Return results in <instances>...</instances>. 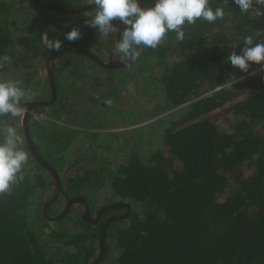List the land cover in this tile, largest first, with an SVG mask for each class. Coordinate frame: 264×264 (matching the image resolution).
<instances>
[{
    "label": "trees",
    "instance_id": "16d2710c",
    "mask_svg": "<svg viewBox=\"0 0 264 264\" xmlns=\"http://www.w3.org/2000/svg\"><path fill=\"white\" fill-rule=\"evenodd\" d=\"M11 1L0 0V71L33 68L34 75L37 65L23 62L48 58L52 39L61 33V26L52 21L58 29L54 33L44 32L43 26L18 36L21 49L9 51L3 40L11 34L9 25L15 24L10 18ZM146 1L154 6L150 12L165 11L170 19L162 37L152 40L148 47L141 45L143 24L137 13H125L128 5L124 1L107 0L120 13L123 27H138L140 36L130 44L137 56L158 59L153 74L162 86V99L134 92L137 97L132 103L142 105L140 115L120 122L131 125L154 117L128 129L121 142L124 130L105 131L109 142L105 150L109 152L102 159L96 150L102 132H90L89 140L79 142L81 147L71 154L70 163L89 150L83 159L88 162L70 171L68 194L88 199L90 189L99 188L109 174L123 144L126 155L107 179V202L125 201L133 210L110 225L107 252L100 264H264V69L250 74L264 62V0ZM98 9L112 14L105 8L94 10ZM147 9L144 4L140 11L146 13ZM71 51L77 52L61 49L55 56L57 99L66 87L61 71L65 75L69 68L68 75H79L76 80L82 84L77 86L76 82L69 100H59L54 106L65 121L79 124L85 115L81 110L84 102L91 109H101L110 99L109 105L115 98L123 102L124 93H129L123 90L121 98V87H103L105 80L113 81V73L124 69L102 67L105 74L92 77L96 72L86 73L81 62L74 63L73 58L57 60L60 52L66 55ZM145 60L139 65L141 69ZM29 75L26 82L32 80ZM242 76L241 81L225 85ZM45 77L48 93L47 73ZM158 102L162 105L156 108L157 113H147ZM18 115L0 103V264H88L97 254L98 230L110 213L94 226L71 212L53 221L45 217L40 206L52 179L30 155ZM115 124L121 125L110 120L106 126ZM94 125L102 128V124ZM28 126L33 139V130L53 129L54 124L31 120L30 115ZM53 135L58 137L51 131ZM33 142L53 166L63 164L65 155L53 162L51 155ZM88 164L94 166L90 169ZM32 165L49 180L32 173ZM60 199L63 196L51 208L53 212Z\"/></svg>",
    "mask_w": 264,
    "mask_h": 264
},
{
    "label": "rangeland",
    "instance_id": "374dc122",
    "mask_svg": "<svg viewBox=\"0 0 264 264\" xmlns=\"http://www.w3.org/2000/svg\"><path fill=\"white\" fill-rule=\"evenodd\" d=\"M40 2L48 3L52 7V10L46 9L42 6H37L33 0H12L13 8H11L10 11V18L12 21H15V24L9 25L10 32L5 40H3L4 45L6 46L7 50H20L22 46H20L19 41L17 40L18 36L21 35H27L31 33L32 31H36V29L40 27H45L44 32H52L58 31V29L52 25V21L57 22L61 26V33L55 38L52 39L53 46L56 43L64 41L66 38L65 36H70V40H74L76 42H79L83 46L87 48L88 51L91 53L97 55L100 57L103 61H106V55L108 53V47L112 41L113 35L116 31V21L114 20L115 16L109 14L107 11H104L103 9L93 10H83L81 12H74V13H63L62 11H58L54 7L59 8H74L80 5L93 3L95 0H38ZM117 0H115L116 2ZM124 1V3H127L128 7L125 10V13L132 14L137 13L139 19L141 20L142 25V42L141 45H146L145 47L151 46L152 40L158 39V37H162V35L165 33L168 27L169 17L167 16V13L165 11L159 12H150L149 10H153L154 6H151L148 1L146 0H119ZM126 1V2H125ZM147 4L148 9L146 13H143L140 11L141 7ZM130 5V6H129ZM141 12V13H140ZM127 17V16H126ZM126 21V20H125ZM35 25V27H33ZM141 27V26H140ZM138 27H135V29H131L129 27H123L121 31V37L120 41L116 47V53L117 55L124 58L126 63L124 65H121V69H124L123 72L120 70H117V72L113 73L114 78L113 81L111 80H105V84L103 85L104 88H107V86H114L121 87L120 94H118L119 97H123L122 91H128L129 94L124 93L126 96L124 98V101H120L118 98L114 99V102H112L111 105V99L108 101V105L97 109H91L90 105L87 102H84L81 106V110H85V115L83 118V123L79 124H73L70 122L65 121L63 118H61L63 115L60 113V111L57 110L56 106H54L55 102L59 103V100H69L70 91L75 86V83L77 82V86L81 85L82 82L79 80H76V77H79V75H74L73 73L71 75L69 74V68H66L65 75H61L60 77L64 82L65 91L62 90V95H58V99L50 104L49 107L45 110L40 111H32L31 113V120H41L44 121L47 124H54L53 129L46 128V129H38L33 130L32 136L33 141L36 142V144L39 146V148L42 150L44 154H50L53 162L58 161L60 159L61 154L65 155L66 159L64 158V162L62 165H58L57 162V168L60 170V176L64 174L66 169L78 162L80 164L87 163L88 160H83L89 155V150H87L84 154L83 158L78 159L76 162H71L72 155L76 154L77 148L81 147V144L79 143L82 140H89L91 138L90 132L92 133H99L102 132V135L100 138L98 137V142L96 144V150H99L100 153V159L105 157L109 151H106L105 148L106 145L109 143L107 140V137L105 136L104 132L110 129L115 130H124L122 135L119 137V142L123 141L124 137L128 135L127 130L132 129L138 126H142L146 124L147 122L151 121L154 116H151L150 119L147 120H141V122H137L135 124L131 125H125L122 124L120 121L122 119L128 120L130 118H134L135 116L140 115L141 104L140 106L132 103V99L134 100L137 96L133 94L134 92H140L144 93L149 97H152L156 99L157 101L159 99H162L163 93H162V86L160 82H156L157 78L153 74V72L156 70V65L158 63V59L154 57H148L146 60L143 58V55L140 54L137 56L136 51H134L133 47H131V42L133 40H136L139 38V33L136 32V29ZM45 36H48V33L44 34ZM67 40V39H66ZM145 47H143V50H145ZM42 50V49H41ZM51 52V51H50ZM63 52H60V55L58 57V61H60L63 57H70L73 58V61H79L84 66L86 73L93 74V72H96L92 77H96L97 74H105L103 72L102 67L99 65L92 63L88 61L85 58L84 54H79L77 52H69L65 56L62 54ZM32 54V53H31ZM43 59H47L45 57H38L35 59L27 60L23 63L26 65H29L32 63H35L38 67V72L36 74H32L34 71L33 68L30 69H8L7 71H0V103L7 105L13 109H15L19 115L18 119L20 120V123H22V115L24 114L25 108L24 103H29L31 101H35L36 99H44L49 100L50 98V92L46 93L47 90V83L45 77L46 73V60L43 61ZM136 59L138 62H136ZM142 59L145 60L146 66L144 65L141 69L139 65H141ZM39 61V62H38ZM148 61V62H147ZM39 63V65H38ZM87 63L85 66L84 64ZM66 66L70 67L67 60H66ZM107 69V68H106ZM116 69V68H114ZM137 69H139L138 72ZM148 69H153V71H148ZM58 70V69H57ZM157 70H159V67H157ZM71 72V70H70ZM30 74L29 78L32 77V80L29 82L25 81L26 74ZM159 75V73H158ZM106 77V76H105ZM46 78V77H45ZM156 80V81H155ZM153 89V87H155ZM67 89V90H66ZM17 95L19 97L17 98ZM144 95V96H145ZM118 100V101H117ZM118 102V104L116 103ZM145 102V101H144ZM52 105V106H51ZM158 105H162L160 102L157 103V107L152 108L148 110L147 113L152 112L153 114L157 113L156 108H158ZM51 106V107H50ZM87 106H89L87 108ZM161 107V106H160ZM80 108V107H79ZM94 110L97 111V113H94ZM93 111V112H92ZM92 117V118H91ZM99 120H93L98 119ZM110 120H113L115 123L119 122L121 125H114L111 127H107L110 123ZM89 124H92L90 126ZM94 124H102L101 129H97ZM70 127L69 130L66 129H59V127ZM119 126V127H118ZM71 127L77 128L73 129ZM95 127V128H94ZM51 130L53 133H58L57 135L51 136ZM49 136L46 135V132ZM60 135V136H59ZM99 135V134H98ZM51 136V137H50ZM63 138H67L68 142H65ZM59 139L61 140L59 142ZM48 141V143H47ZM87 142V141H86ZM59 148L58 153H55V146ZM124 145H127L124 143ZM123 144H121V149L117 151L116 156L117 160L116 163L110 167L108 173L112 174V169L115 167L117 163L121 162V159L125 157V153L123 151ZM92 152L94 150H91ZM54 152V154H53ZM57 154V155H56ZM50 157V156H49ZM101 160H99V163ZM34 166V167H33ZM62 166V167H61ZM94 166V164L90 165L88 164V167L91 169ZM42 167V166H41ZM87 167V168H88ZM32 173H38L42 174L45 179L48 181V175L43 173V171L39 168H37L35 165L31 166ZM109 174H107L104 177L103 183L100 185L99 188H92L90 189V192L88 194V201L91 203L92 206L95 207H103L109 198V180L107 182V179H109ZM107 183V185L105 184ZM52 186V185H51ZM86 186V184H85ZM52 187L48 190H46L43 195L42 201H44V198H46L51 191ZM93 190V191H91ZM64 200L62 202L59 201V203L56 204L55 210L53 212V209L49 210V215L51 217H57L58 213L60 212L62 208ZM42 206V207H41ZM41 211L43 212V205H41ZM132 210L133 206L131 205ZM98 209V208H97ZM72 213V212H71ZM116 214H122V211H115ZM74 215V213H72ZM76 217V216H75ZM38 232L41 233V227L37 226ZM118 230V229H117Z\"/></svg>",
    "mask_w": 264,
    "mask_h": 264
},
{
    "label": "water",
    "instance_id": "95a60500",
    "mask_svg": "<svg viewBox=\"0 0 264 264\" xmlns=\"http://www.w3.org/2000/svg\"><path fill=\"white\" fill-rule=\"evenodd\" d=\"M33 1L38 4H43L38 0H33ZM54 8L57 9L58 11H62L63 13H74L88 9L105 8L110 10V12L116 18L117 27L113 35L112 41L108 47L109 49H108L106 61H103L100 57L91 53L90 51L87 50L85 46H83L82 44L76 41H64V42L62 41L56 43L51 48V52L46 62V73L48 76V83L50 86V98L49 100L38 99L36 101L29 102L24 110V114L22 115V119H21L22 128L26 137V143L30 155L50 174L52 179V186H51L52 189L50 191V194L43 201V214L49 221L57 220L65 216L68 212H72L78 219H80L84 223L94 226L98 223L100 218L106 213L111 214L114 213L115 211L123 212L122 214L116 216H110L107 219H105L98 230V238H99L98 251L96 256L88 264H100V262L102 261V259L104 258L107 252V248H108L107 234L110 225L117 220L125 219L128 216V214L132 211L131 204L125 201H114L101 207L100 209H97L96 211H94V213H92L90 203L85 198V196L83 195L70 196L66 188L67 178L69 176L70 171L74 167L80 165V163H74L70 165L61 177L58 171L56 170V168L45 157H43V155L39 152V150L35 146L32 137L30 135L28 122H29V117L34 108L49 106L50 104L54 103L57 100V87L54 76V64H55V56L57 51L61 49H70L77 51L79 53L84 54L89 59H92L93 61H95L96 63L107 69L118 68L126 63L124 58L117 55L116 53V47L120 41L121 31L123 29V22L120 13L116 9L111 7L108 3L105 2L103 3V1H95L93 3L80 5L74 8H59V7H54ZM62 196L64 199V203L62 205L60 212L58 213V216L51 217L49 215V210L55 205L58 198H61Z\"/></svg>",
    "mask_w": 264,
    "mask_h": 264
},
{
    "label": "flooded vegetation",
    "instance_id": "af4514ba",
    "mask_svg": "<svg viewBox=\"0 0 264 264\" xmlns=\"http://www.w3.org/2000/svg\"><path fill=\"white\" fill-rule=\"evenodd\" d=\"M101 1H103V3H104V2H105V3H108L107 0H101ZM39 2H40V1H39ZM41 3H43V4H39V5H42V6L46 7V8H48V9L52 10V6H51L50 4H48V3H44V2H41ZM37 4H38V3H37ZM108 4H109V3H108ZM83 5H85V3H84ZM109 5H110L111 7H113L114 9H116L112 4H109ZM93 10H94V9H93ZM116 10H117V9H116ZM80 12H81V11H80ZM111 15H112V14H111ZM114 20H115V18H114ZM64 41H74V40H66V39H65ZM64 41H63V42H64ZM54 45H55V44H54ZM107 54H108V53H107ZM106 60H107V55H106ZM36 100H38V99H36ZM36 100H35V101H36ZM62 200H63V199H60V202H62ZM63 203H64V202H63ZM89 203H90V202H89ZM109 203H111V202H107L105 205H107V204H109ZM62 205H63V204H62ZM90 205H91V203H90ZM105 205H104V206H105ZM78 206H79V205H78ZM91 208L93 209V210L91 209V210H92V213H94V206L91 205ZM97 208L100 209L99 207H95V211L97 210ZM116 215H119V214L111 213V214L108 215V217H110V216H116ZM101 218H102V217H101ZM101 218H100V220H101ZM100 220H99V221H100ZM99 221H98V222H99Z\"/></svg>",
    "mask_w": 264,
    "mask_h": 264
},
{
    "label": "built area",
    "instance_id": "2783aa9c",
    "mask_svg": "<svg viewBox=\"0 0 264 264\" xmlns=\"http://www.w3.org/2000/svg\"><path fill=\"white\" fill-rule=\"evenodd\" d=\"M261 69H264V62L261 64V65H259L258 67H256V69H254L250 74H254V73H256V72H258L259 70H261ZM244 78V76H242V77H238V78H232V79H230L229 81H227L226 83H225V85H230V84H232V83H235V82H237V81H241L242 79ZM224 85V86H225ZM2 104V103H1ZM170 111H168L167 113H169Z\"/></svg>",
    "mask_w": 264,
    "mask_h": 264
},
{
    "label": "crops",
    "instance_id": "0c3cea01",
    "mask_svg": "<svg viewBox=\"0 0 264 264\" xmlns=\"http://www.w3.org/2000/svg\"><path fill=\"white\" fill-rule=\"evenodd\" d=\"M93 1V0H92ZM95 1H101V0H95ZM71 128H73V129H76L77 130V128H74V127H71ZM55 167V166H54ZM56 168V170L58 171V173L60 174V170L57 168V167H55ZM51 177V176H50ZM49 180V179H48ZM90 207H91V205H90ZM92 209V208H91ZM93 210V209H92ZM94 211H95V208H94Z\"/></svg>",
    "mask_w": 264,
    "mask_h": 264
},
{
    "label": "clouds",
    "instance_id": "9594fccd",
    "mask_svg": "<svg viewBox=\"0 0 264 264\" xmlns=\"http://www.w3.org/2000/svg\"><path fill=\"white\" fill-rule=\"evenodd\" d=\"M92 60V59H91ZM98 65V64H97ZM101 66V65H100ZM102 67V66H101ZM22 124V123H21Z\"/></svg>",
    "mask_w": 264,
    "mask_h": 264
}]
</instances>
